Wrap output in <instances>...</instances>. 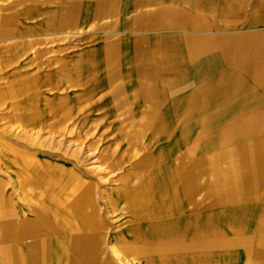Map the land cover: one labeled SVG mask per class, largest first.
I'll return each instance as SVG.
<instances>
[{"label": "rangeland", "instance_id": "rangeland-1", "mask_svg": "<svg viewBox=\"0 0 264 264\" xmlns=\"http://www.w3.org/2000/svg\"><path fill=\"white\" fill-rule=\"evenodd\" d=\"M228 4L154 31L241 29L234 82L169 70L192 38L155 72L156 42L109 20L2 78L0 264H264V0Z\"/></svg>", "mask_w": 264, "mask_h": 264}, {"label": "crops", "instance_id": "crops-1", "mask_svg": "<svg viewBox=\"0 0 264 264\" xmlns=\"http://www.w3.org/2000/svg\"><path fill=\"white\" fill-rule=\"evenodd\" d=\"M224 3L231 7L228 0H0V84L4 82L2 80L4 76L16 77L20 72L23 75L26 70L25 67L35 64L33 59L39 56L40 50L71 46L73 38L86 34L88 25L102 26L101 23L108 20L111 26L115 27L119 22L125 21L126 28L132 30L130 35L138 34V37L128 38L126 42H156L152 59L145 55L146 66L151 62L155 72H162L163 70L160 68L158 71V66L165 63L161 54L165 47L168 46L169 50H176L183 44L184 48L187 46L186 42H182V44L174 42L165 46L167 40L192 38L198 39L197 43L194 44L195 52H187L182 56L171 52L167 55L172 56L169 58L171 60L169 70L178 72L177 77H181L185 71L179 66L180 64H185L188 69L194 71L218 69L221 70L217 72L218 76L224 78H215L214 80L217 81L215 85L234 82V76L241 72L240 70L238 72V62L242 63L244 60L243 50H239L243 46L240 42V40L243 41L242 30L239 29V32L235 33L239 36H234V38L222 36L217 45L214 44L215 40L211 46L210 43L207 46L203 45L206 42V37L209 34L212 35L210 33L211 19L215 17V12L221 14L228 10V7L224 9ZM212 4L218 7H209ZM203 8H206L208 13L212 11L213 17L208 19L211 23L208 27H202L196 31L191 30L193 33L191 36L187 34L191 33L190 31L181 29V31H166L164 28L166 32L154 31L164 27L167 18L181 17L183 14L189 15L190 18L207 15ZM121 25L122 22L119 26ZM137 26L141 28L138 29ZM139 30L146 33H139ZM149 46L151 49V45ZM216 46H220L221 49L219 48L217 51ZM50 57H54V54H48V59ZM235 58L239 60L234 61ZM173 65L175 68L171 67ZM243 66L240 65L241 68ZM206 75L212 76V74L206 73L203 77ZM21 81L24 83L25 76L22 77ZM176 83L173 85L180 87L181 81H176ZM184 85L194 86L200 85V83H186ZM22 88H24L23 85ZM214 92L218 94L220 90ZM153 194L154 191L152 190L151 193H144L145 198L139 199V201L151 205L156 212L166 211L168 207L163 202L153 200L151 197ZM57 245L63 247L62 243ZM62 255V250H60L59 257Z\"/></svg>", "mask_w": 264, "mask_h": 264}]
</instances>
